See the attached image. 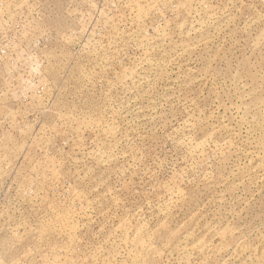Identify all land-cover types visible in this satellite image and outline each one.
<instances>
[{
    "label": "rangeland",
    "instance_id": "rangeland-1",
    "mask_svg": "<svg viewBox=\"0 0 264 264\" xmlns=\"http://www.w3.org/2000/svg\"><path fill=\"white\" fill-rule=\"evenodd\" d=\"M0 264H264V0H0Z\"/></svg>",
    "mask_w": 264,
    "mask_h": 264
}]
</instances>
